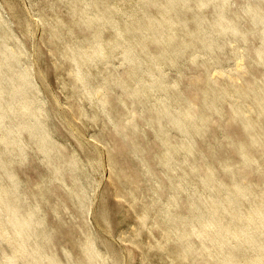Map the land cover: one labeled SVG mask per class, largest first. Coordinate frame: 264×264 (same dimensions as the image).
I'll return each instance as SVG.
<instances>
[{"label": "bare ground", "instance_id": "obj_1", "mask_svg": "<svg viewBox=\"0 0 264 264\" xmlns=\"http://www.w3.org/2000/svg\"><path fill=\"white\" fill-rule=\"evenodd\" d=\"M4 2L24 39L0 18V264H264V0ZM37 22L59 130L22 62Z\"/></svg>", "mask_w": 264, "mask_h": 264}, {"label": "rangeland", "instance_id": "obj_2", "mask_svg": "<svg viewBox=\"0 0 264 264\" xmlns=\"http://www.w3.org/2000/svg\"><path fill=\"white\" fill-rule=\"evenodd\" d=\"M4 1L5 0H0V18H3V19L7 18L8 21H9L8 24L11 27H13V29H14L15 37L19 38V39H24V36H23L24 34L22 32H19L17 30L16 26H15V23L12 22L8 18V15H7V12H6V8L4 6L5 5ZM14 1H15L16 5L19 8H21V9L23 8V10L26 9L25 10L26 12L28 11L27 12L28 13V18L31 16V17H33V19H37V18L41 19L40 15H39V10L36 9L35 7L31 8L29 6L30 0H21V1L20 0H14ZM235 8L237 10V9H240L241 7L237 8V5H236ZM25 11H24V13H26ZM47 15H48L49 19L52 18V16H53L52 14H47ZM36 25H38V22L35 23V28L36 27H38V28L40 27V30L37 31V28H36L35 32L33 31L29 36H27L25 42L22 40L23 44L25 43L26 44V48H27V51H26L27 54L24 55V58H23L22 62H24V61L28 62V65L30 67V71L32 73L33 83H34V85L36 87L34 95L38 96V101H39L38 103L40 104V106L43 105L42 110H43L44 113H46L48 110L49 111L51 110L50 109V107L52 105L51 100H50L51 95L52 96L56 95L55 98H57L58 101H63L64 102L67 99V95H68L69 91L67 90V88L61 89V88L58 87L57 80L54 78L55 77L54 76L55 70L52 67H50V65L47 62H45L44 64L43 63L39 64L38 60L36 59V57L34 55V51H33V49L35 50V48L41 49L43 54H44V56H45V58H46V50H47L46 46L47 45L45 44V42L43 40H44V37L47 36V28H48L47 23L44 24L42 22V25H40V24L38 26H36ZM0 27L5 28L2 24H0ZM39 32H41V33H39ZM183 63H185V61ZM232 63H233L232 59H226L223 62V64L226 65V68H230ZM186 65H188V61H186ZM254 66H257V65H252L251 67H254ZM190 67L191 68H189V66H187V74L185 76V80L192 79V76L190 77V75L191 74L192 75L195 74V71L198 69L196 67L195 68H193L192 66H190ZM39 71H40V73H39ZM172 72H173V70L170 71L169 74L171 75ZM38 74H39V76H38ZM41 74H42V76H41ZM40 76H41L42 79L39 78ZM44 78H45V80H43ZM43 81H44V83H43ZM49 91H51V92H49ZM51 111L49 112L50 113L49 117L52 118V116H51L52 114L51 113H53L54 118H52V120H54V122H55L54 129L56 128L55 130H59V128L61 126L57 122H61L60 118H59V116H57V114H55L53 111L52 112ZM90 129L91 128L89 127L88 131H90ZM22 135L23 134H21V136ZM199 144H200V141L197 143V145H199ZM69 145H71V144H69ZM197 158H198V160H201L199 157H197ZM17 167H18V169H16L17 173H18L19 177H21L23 179L31 177L30 175H34V173L36 174V170L35 169H37V168L42 169V165L37 160H29V161H25L24 163L23 162L22 163H17ZM104 171H105L104 167L102 165H100L95 172H92L91 176H93V177H91V178L94 181L91 183L90 188L88 189L87 194L85 196V209H86V217H87L86 220H87V223L92 228L94 227L97 230V232H99V233H101L103 235H104V232L100 229V227L98 225V221L94 218V207H95L94 206L95 205L94 201L95 200L93 201V197L95 195H97L98 193H100L102 190H105V191L109 192L108 187L107 186H103V178L102 177H103ZM247 176L248 177H253L256 180H260V177L257 178L254 174H251V173H248ZM262 176L264 177V175H262ZM45 194H46V192H45ZM35 196L36 195L31 196V199L34 198ZM43 210L45 211V214H46V217H47V207L45 206ZM108 224L111 225V226H115V216H114V212L112 210H110L109 213H108ZM133 260H134V257H131L128 264H132ZM127 262H128V260L123 259L120 264H127Z\"/></svg>", "mask_w": 264, "mask_h": 264}]
</instances>
